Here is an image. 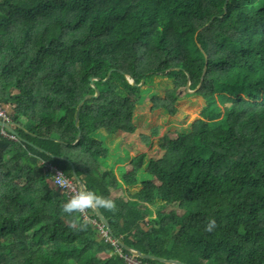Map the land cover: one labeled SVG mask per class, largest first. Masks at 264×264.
Instances as JSON below:
<instances>
[{
    "label": "trees",
    "instance_id": "1",
    "mask_svg": "<svg viewBox=\"0 0 264 264\" xmlns=\"http://www.w3.org/2000/svg\"><path fill=\"white\" fill-rule=\"evenodd\" d=\"M226 1L0 0V105L16 132L0 127V264H128L91 208L63 211L69 194L49 164L73 180L74 165L87 189L113 199L114 210L101 208L109 236L144 254L264 264V0ZM110 71L76 126L90 78ZM187 74L191 90L200 83L191 93ZM185 93L199 116L160 137L159 157L140 153L120 175L103 168L98 130L136 134L146 98L177 117Z\"/></svg>",
    "mask_w": 264,
    "mask_h": 264
},
{
    "label": "rangeland",
    "instance_id": "2",
    "mask_svg": "<svg viewBox=\"0 0 264 264\" xmlns=\"http://www.w3.org/2000/svg\"><path fill=\"white\" fill-rule=\"evenodd\" d=\"M163 78H170V75H165ZM149 92L150 90L148 89V94ZM186 92L190 93L187 90ZM200 104L201 102L197 96L183 94L179 105V114L175 117L169 116L161 110L151 112L149 110L148 98L142 100L138 110L135 112V125L138 127L136 134L126 133L124 139L123 136L108 134L104 129H100L94 134L96 139L104 142L109 150L108 157L100 160L103 168L114 170L118 175L126 171L127 167L125 163L131 158L130 152L134 149L137 155L140 154L138 142L142 145V153H148L150 157L154 158L159 157L162 154L159 148L160 137L167 134L174 139L179 132L188 128L189 124L198 118ZM155 129H158V134L154 133ZM146 135L151 137V146L145 145L142 142V140L145 141ZM125 189H130L126 190V194L129 193L131 197L137 198L153 210L151 204L137 193V190L140 189L139 186L133 188L126 187ZM172 208L174 206H168L167 211H170ZM178 211L180 212V210Z\"/></svg>",
    "mask_w": 264,
    "mask_h": 264
},
{
    "label": "water",
    "instance_id": "3",
    "mask_svg": "<svg viewBox=\"0 0 264 264\" xmlns=\"http://www.w3.org/2000/svg\"><path fill=\"white\" fill-rule=\"evenodd\" d=\"M228 1L229 0H227L226 3H225V9H226V5H227V2ZM213 18H214V16H212L204 25H202L201 27H199V30H201L203 27H205L206 25H208ZM204 58L206 59L205 54H204ZM205 69H206V65H204V67H203V72H202V75H201V78H200V82L202 81V78H203ZM112 72L113 71H110L107 74V76H106L105 79H101L99 77H97V78H94V77L90 78V83H91V86L94 88L95 93L85 96L81 100V102L79 103V105L77 107V110H76V126L79 127V123H80V112H81V108H82L84 102L86 100H89V99H92V98H97V97L100 96V90L97 88L96 82L97 81H107L111 77ZM166 72H168V71H166ZM125 75L128 78V80L130 81V83H132L136 87H141L145 83V78H143L139 83H136L135 82V79H133L130 75H128V74H125ZM187 75H188V84H187L186 90L191 93V92H194V91H196L198 89V87L200 86V83L198 84L197 89L191 90L190 89V85H191L190 76H189V74H187ZM14 125L15 124L12 123V122L0 121V127L2 129H4L5 131H7L8 133H10L13 136H16V132L13 129V126ZM80 137H81V133H79V135L77 137V141L80 140ZM72 171H73L74 180L77 182L79 189H81V188H86L87 189L85 183L77 175L76 168H75L74 165H72ZM91 209L94 211V213L96 214V216L99 218V220L101 221V223L103 224V226H105L106 229L109 231V233L112 234V229H111L110 222H109L108 218L106 217V215L102 212L101 208H91ZM118 241H119V244L121 246H123L124 248H126L127 250H129L130 252H132L135 256H137L139 258L157 260L159 262L166 263V264H186V263H184L182 261H179V260L165 259V258L153 256V255L144 254V253L140 252L139 250H136V249H134V248H132L130 246H127L125 243L121 242L120 240H118Z\"/></svg>",
    "mask_w": 264,
    "mask_h": 264
},
{
    "label": "clouds",
    "instance_id": "4",
    "mask_svg": "<svg viewBox=\"0 0 264 264\" xmlns=\"http://www.w3.org/2000/svg\"><path fill=\"white\" fill-rule=\"evenodd\" d=\"M57 185L62 189L66 187L64 181H58ZM115 207L116 205L113 199L86 188H81L78 191L73 192L62 205V209L65 213H82L88 208H105L108 210H114ZM86 223L87 220H84L81 226L83 227ZM215 224V219H210L205 226L206 230L212 231Z\"/></svg>",
    "mask_w": 264,
    "mask_h": 264
},
{
    "label": "built area",
    "instance_id": "5",
    "mask_svg": "<svg viewBox=\"0 0 264 264\" xmlns=\"http://www.w3.org/2000/svg\"><path fill=\"white\" fill-rule=\"evenodd\" d=\"M0 121L10 122L6 113H5V109L1 105H0ZM11 139H14L13 135H11ZM48 167L50 168V170L53 173V179H54V183L56 186L61 188L59 185H57L58 181H64L65 182L66 187L63 189L69 194V196L73 192L79 190V187L76 184V182L73 179H71L70 177H68L63 170H61L57 166H54L51 164H49ZM84 212H85V210H84ZM101 228L103 230L104 235L108 237V240H110L112 242V244L117 248V252L120 254L121 257H124L126 259L128 264H145L142 261H140L139 258L137 256H135L134 254H125L123 252V250L120 249L119 241L117 239L109 236V234H108L109 231L105 228V226H101Z\"/></svg>",
    "mask_w": 264,
    "mask_h": 264
},
{
    "label": "crops",
    "instance_id": "6",
    "mask_svg": "<svg viewBox=\"0 0 264 264\" xmlns=\"http://www.w3.org/2000/svg\"><path fill=\"white\" fill-rule=\"evenodd\" d=\"M115 127V125H113V124H111L110 125V127H109V129H113ZM109 129H108V131H106L108 134H115L116 136H123V139H124V137L126 136V133H123V132H117V133H112V132H109ZM105 130V129H104ZM138 144H139V148H140V150H139V153H142L143 152V148H142V145L138 142ZM130 155H131V158L130 159H128V161L125 163L126 164V166H128L129 164H130V162H131V160L134 158V156H136L137 155V153H135V150L133 149L131 152H130ZM118 166V165H117ZM127 186H125V188H126ZM121 189V193H127L126 192V190H130V189ZM128 197H131L130 195H129V193L128 194H126ZM131 198H133V197H131ZM134 199H137V198H134Z\"/></svg>",
    "mask_w": 264,
    "mask_h": 264
}]
</instances>
